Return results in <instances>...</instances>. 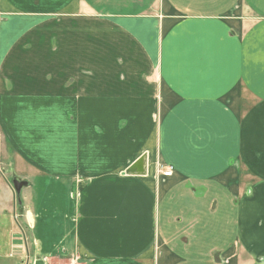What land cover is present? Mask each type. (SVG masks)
I'll return each instance as SVG.
<instances>
[{"label": "crops", "instance_id": "1", "mask_svg": "<svg viewBox=\"0 0 264 264\" xmlns=\"http://www.w3.org/2000/svg\"><path fill=\"white\" fill-rule=\"evenodd\" d=\"M23 101L35 118L20 126ZM88 108L128 120L118 138L131 149L118 165L94 171L74 155ZM2 133L11 149L0 138V157L34 179L76 174L74 253L69 243L61 255L79 264H264V0H0ZM58 143L69 149L57 153ZM62 153L73 161L59 165ZM1 180L6 237L12 195ZM31 199L27 230L44 242L33 211L41 200ZM16 228L0 264L25 245Z\"/></svg>", "mask_w": 264, "mask_h": 264}, {"label": "rangeland", "instance_id": "2", "mask_svg": "<svg viewBox=\"0 0 264 264\" xmlns=\"http://www.w3.org/2000/svg\"><path fill=\"white\" fill-rule=\"evenodd\" d=\"M23 103V109H20L18 113L20 126L25 125L29 120L35 118V112L31 110V102L23 101ZM79 105L80 109H77V111H81L79 112L81 114V117L77 118V121L84 122V100L81 101ZM88 111V114L90 116V119H88V125H90L87 128L89 132L88 134H86L85 141L84 137L81 136L78 139L76 145L75 142L72 143L71 149L74 150V155L80 153L81 160L83 159V163L84 160H86L90 165H94L92 167L94 168V171H99L107 169L109 166L118 165L121 161L124 160V156H126L131 149L126 145V142L118 138L121 130L128 124V120L124 118L116 119L103 117L102 115L106 113L95 109L92 110L88 108ZM66 112L68 119L74 120L76 112L72 110H66ZM59 118L60 117L58 116V119ZM15 126L18 127L17 123L15 124ZM115 126L118 131H115ZM28 130H30V128H28ZM39 134L40 133H38V135ZM81 135H83L82 131ZM5 136L6 135H3L2 133V135L0 136L1 141L10 150L11 146L9 145V142ZM125 138L126 137L124 136V139ZM116 141H119L121 144H115ZM40 145H42V143H40ZM84 146L89 151L87 152V156H84ZM66 149H69V143H58L57 153L66 152ZM63 155L64 153L58 155L60 158H56V162L59 163V165H64L65 162H69L70 160L73 161V158L64 159ZM141 159L142 157L139 156L130 163H137ZM83 163H80L79 166H83ZM24 170V168L18 169L17 161L11 162L0 157V180L2 178L3 180H6V184L11 191L9 195H12V207L10 211L6 215H4L6 216L7 222L9 224V231L6 234V237H0V250L7 246L6 244L10 242V238H17V235L11 236L9 234V232L11 233L13 231H16L15 229H17V225L21 230V244L22 241H24L25 244L24 247L21 245L20 251L12 252L9 255H6V258H2V264H22V261L25 260L26 256H28L32 260H34V257L42 258L45 264H79L81 261L76 254L71 255L72 258L69 259L67 258V256H63L59 253L61 247L63 248V246L65 247L69 243L70 247L68 248V250L70 251V253H74L71 242L69 240V232L71 229L70 224L72 221L71 218L73 219L74 216V207L72 203L73 192H70L69 188L71 185V181L76 178V174H71L69 175L70 177H66V175H64L62 177H59L58 179H53L50 176L40 175V178L36 177V179H34L33 175L25 173L26 170ZM78 175L80 176L81 174ZM12 176L26 179L30 181L32 185L29 186V188L25 186L24 188L22 187L20 191L21 205H17V203L13 199V194L10 187V180ZM32 193H34L36 196L38 195V198L41 200L40 203H36L37 206L33 207V211L35 212L36 210L34 214H37L38 221H41L40 226L43 234L42 236L40 235V238L43 239L45 235L44 242L40 243L33 239L32 235L28 231L29 224L25 220L28 217V212L25 210V208L27 207V205L33 206L34 204L33 199H31ZM32 197H34V195ZM208 200L209 199L207 198L204 201L206 202L204 203L205 205L207 204ZM38 205L39 210H37ZM37 229L40 230L39 227ZM56 244L57 246H55ZM49 252L54 253H52L53 255L48 256Z\"/></svg>", "mask_w": 264, "mask_h": 264}, {"label": "water", "instance_id": "3", "mask_svg": "<svg viewBox=\"0 0 264 264\" xmlns=\"http://www.w3.org/2000/svg\"><path fill=\"white\" fill-rule=\"evenodd\" d=\"M27 184L28 182L26 180H18L15 176H13L10 180L13 199L17 203V205H21L20 189ZM35 264H40V261L36 262Z\"/></svg>", "mask_w": 264, "mask_h": 264}, {"label": "built area", "instance_id": "4", "mask_svg": "<svg viewBox=\"0 0 264 264\" xmlns=\"http://www.w3.org/2000/svg\"><path fill=\"white\" fill-rule=\"evenodd\" d=\"M162 172V174L164 176H167V175H170L171 174V168L170 167H167L166 169H161L160 170ZM35 258V257H34ZM69 259H71L72 257L69 256L67 257ZM37 260H40L41 261V264H45L44 263V260L42 258H38V259H34L32 260L31 258H29L28 256H26L25 260L22 261V264H35Z\"/></svg>", "mask_w": 264, "mask_h": 264}, {"label": "bare ground", "instance_id": "5", "mask_svg": "<svg viewBox=\"0 0 264 264\" xmlns=\"http://www.w3.org/2000/svg\"><path fill=\"white\" fill-rule=\"evenodd\" d=\"M16 177V176H15ZM17 178V177H16ZM19 180H21V179H19ZM28 185V184H27ZM22 189V188H21ZM21 189H20V191H21Z\"/></svg>", "mask_w": 264, "mask_h": 264}]
</instances>
